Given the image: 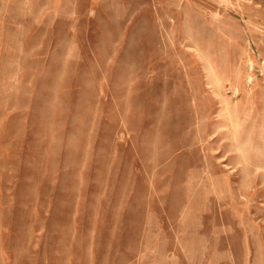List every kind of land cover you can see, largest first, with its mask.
<instances>
[{
	"label": "rangeland",
	"instance_id": "374dc122",
	"mask_svg": "<svg viewBox=\"0 0 264 264\" xmlns=\"http://www.w3.org/2000/svg\"><path fill=\"white\" fill-rule=\"evenodd\" d=\"M0 264H264V0H0Z\"/></svg>",
	"mask_w": 264,
	"mask_h": 264
}]
</instances>
